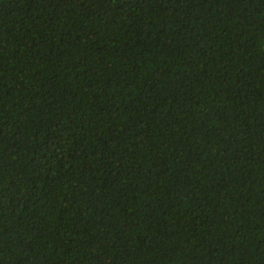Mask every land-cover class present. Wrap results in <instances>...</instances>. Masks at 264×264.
<instances>
[{
  "label": "trees",
  "instance_id": "obj_1",
  "mask_svg": "<svg viewBox=\"0 0 264 264\" xmlns=\"http://www.w3.org/2000/svg\"><path fill=\"white\" fill-rule=\"evenodd\" d=\"M0 264H264V0H0Z\"/></svg>",
  "mask_w": 264,
  "mask_h": 264
}]
</instances>
